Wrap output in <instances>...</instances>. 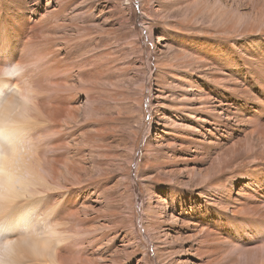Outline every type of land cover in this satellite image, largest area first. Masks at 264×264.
<instances>
[{
    "label": "rangeland",
    "instance_id": "rangeland-1",
    "mask_svg": "<svg viewBox=\"0 0 264 264\" xmlns=\"http://www.w3.org/2000/svg\"><path fill=\"white\" fill-rule=\"evenodd\" d=\"M0 127L15 264H264V0H0Z\"/></svg>",
    "mask_w": 264,
    "mask_h": 264
},
{
    "label": "bare ground",
    "instance_id": "bare-ground-1",
    "mask_svg": "<svg viewBox=\"0 0 264 264\" xmlns=\"http://www.w3.org/2000/svg\"><path fill=\"white\" fill-rule=\"evenodd\" d=\"M0 128H2V127H0ZM5 131L6 132H4V130L0 129V137H2V139H5V138L8 139L9 143H7L6 147L16 146L17 147V154L15 156L7 157L2 152H0V213L1 214H2V212H5L6 210L10 209V206H11L10 202L11 203L14 202V198L18 197V195L21 194V192H22L21 190H23V192H24V191H26V188H28V186L33 184V182L30 181V179L28 181V177L26 180L24 179V183H23V184L28 183L27 186H25V185L23 186L22 183L20 184L21 179L23 178L24 175H22L21 172L20 173L17 172L18 165H19L18 163H17L18 164L17 167L13 168V163L15 161L19 160L18 158L20 157L19 154H20L21 148L14 144V143H16V140L18 142V140L21 139L19 132L16 130H11V131L5 130ZM17 162H19V161H17ZM14 165L16 166V164H14ZM30 166H31V164H30ZM25 181H27V183ZM29 182H31V184ZM16 184H18L19 186L21 185L22 187L21 186L19 187ZM30 187L28 188L29 192H30ZM20 188H24L25 190L20 189ZM23 192L21 194V197H23V195H24ZM29 192H27V194ZM30 193L32 194V192H30ZM30 193H29V195H31ZM24 196H26V194ZM24 199H25V197H24ZM8 200H10V201H8ZM27 208H29V206L25 207V209L17 210L15 216L7 217L8 231L5 229L7 232H5L3 237L0 236V260L6 261L7 264H10L11 262H12V264L13 263L15 264V262H14V261H16L15 259L17 257H19V258L22 257V256H17L18 254H26L25 245H27L28 248L29 247L33 248V250H32L33 252L34 251L38 252L40 250L41 251L45 250L46 246L49 244V241L52 240V239L49 240V238H50L49 237V238H47L48 239L47 244L42 243L41 241L44 240L45 238L42 236V234H40L41 232L36 233L37 230L35 228L36 227L35 224H33V225L30 224L29 227L26 225L27 227L25 228V231L20 230L21 229L19 227L20 223L23 222L27 217L26 216L27 215V211H26ZM7 227H5V228H7ZM32 229L35 230V232L32 231ZM31 231L33 233L32 235H35V233H36V235L34 237L31 235ZM57 233H56V235H57ZM55 237H57V236H55ZM58 237H59L58 239L60 240L61 236L58 235ZM55 239H57V238H55ZM58 245H59V243H58ZM19 258H17V259H19ZM20 259H22V258H20ZM19 261H21V260H19Z\"/></svg>",
    "mask_w": 264,
    "mask_h": 264
},
{
    "label": "clouds",
    "instance_id": "clouds-1",
    "mask_svg": "<svg viewBox=\"0 0 264 264\" xmlns=\"http://www.w3.org/2000/svg\"><path fill=\"white\" fill-rule=\"evenodd\" d=\"M22 99H23V97H22ZM0 152H2L7 157L15 156L17 154V147L16 146H11V147L0 146ZM54 221L55 220L50 222L49 225L47 226L46 230L42 233V236L45 239L42 240L41 242L47 244L48 243L47 238L51 237L52 243L49 246L58 247L59 245L55 242L56 230H55V226H54ZM0 264H7V262L4 260H0Z\"/></svg>",
    "mask_w": 264,
    "mask_h": 264
}]
</instances>
